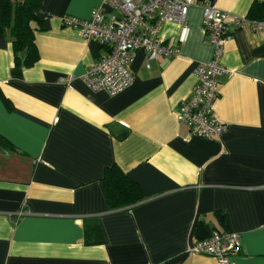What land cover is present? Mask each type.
I'll return each instance as SVG.
<instances>
[{"label":"crops","instance_id":"crops-1","mask_svg":"<svg viewBox=\"0 0 264 264\" xmlns=\"http://www.w3.org/2000/svg\"><path fill=\"white\" fill-rule=\"evenodd\" d=\"M203 0L188 32L164 22L159 38L178 48L160 59L136 51L132 83L92 91L84 71L103 47L63 15L87 19L103 0H41L32 22L38 58L14 60L0 25V264H217L189 252L213 230L239 234L233 264H264V30L227 23L216 116L224 132L191 135L178 103L211 59ZM239 17H264L258 0H210ZM118 16V12H114ZM116 165L142 200L111 208L102 177ZM90 233L97 240L90 242Z\"/></svg>","mask_w":264,"mask_h":264},{"label":"built area","instance_id":"built-area-1","mask_svg":"<svg viewBox=\"0 0 264 264\" xmlns=\"http://www.w3.org/2000/svg\"><path fill=\"white\" fill-rule=\"evenodd\" d=\"M195 0H103L94 6L87 19L63 15L62 24L81 32L85 38L97 41L103 52L99 59L84 71L82 79L92 91L115 95L133 80L131 65L136 51L143 50L147 58L160 59L178 53V48L159 38V29L166 21L181 24L178 41L186 39V24L190 7ZM202 28L212 47L211 59L196 64V82L191 94L178 103L180 123L191 135L208 139L220 136L226 125L218 119L214 103L219 95L218 77L230 70L221 62L227 41V23L235 26L247 23L253 30H264V19L229 15L210 0H203ZM118 12L119 15H114ZM239 251V234L228 230H213L205 237L194 239L189 252L209 255L217 264H233Z\"/></svg>","mask_w":264,"mask_h":264},{"label":"trees","instance_id":"trees-1","mask_svg":"<svg viewBox=\"0 0 264 264\" xmlns=\"http://www.w3.org/2000/svg\"><path fill=\"white\" fill-rule=\"evenodd\" d=\"M40 3L41 0H0V25L10 29L16 63H20L18 54L22 51L26 52L24 66H31L38 58L31 23L38 20ZM256 6L259 14L264 12V0H258ZM251 19H264V17ZM102 186L111 208L130 206L143 198L140 186L130 180L116 165L105 170ZM89 241H97L91 233Z\"/></svg>","mask_w":264,"mask_h":264}]
</instances>
